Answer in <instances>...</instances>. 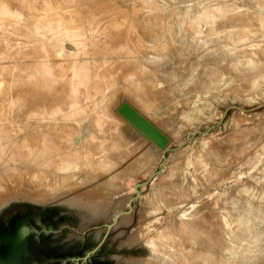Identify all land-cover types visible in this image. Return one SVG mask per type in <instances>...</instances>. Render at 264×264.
<instances>
[{
    "label": "bare ground",
    "instance_id": "1",
    "mask_svg": "<svg viewBox=\"0 0 264 264\" xmlns=\"http://www.w3.org/2000/svg\"><path fill=\"white\" fill-rule=\"evenodd\" d=\"M125 1L0 0V212L23 200L67 206L81 229L114 221L123 210L101 200L124 155L137 144L144 157L151 142L119 113L123 102L164 105L168 116L186 105L188 120L243 77L264 84V0ZM249 143L232 158L250 165L239 184L205 189L230 160L210 143L153 181V201L120 244L151 254L123 262L264 264V151L245 158ZM23 171L37 189L10 185ZM132 220L125 213L119 226Z\"/></svg>",
    "mask_w": 264,
    "mask_h": 264
},
{
    "label": "rangeland",
    "instance_id": "2",
    "mask_svg": "<svg viewBox=\"0 0 264 264\" xmlns=\"http://www.w3.org/2000/svg\"><path fill=\"white\" fill-rule=\"evenodd\" d=\"M117 2L120 7H126L129 3L125 0H117ZM253 77L250 76L248 79ZM243 78L237 80L225 90L223 89L220 95L210 96L205 104H202L201 112L191 115V120L183 119V116L187 113L186 105L179 106L180 109L177 110V113L169 111L172 120L163 112L166 109L164 105L156 107L161 115L178 130L170 142L174 149L168 152L166 167L161 169L164 160L163 150L153 142L142 146L141 150H144L146 154L144 157L137 154L138 146L135 144L132 146L131 151L124 155L126 160H120L122 177L119 179L118 186L113 188L112 193L107 196L111 199L101 200V202L110 206V211L119 206L123 213L114 221L101 218L94 221L87 228L81 229V216L75 210L67 206H48L60 211L65 216L61 227H63L62 225L70 227L69 234H72L71 238H81L79 236L81 234L71 233L75 227H79L82 231H88L92 230L94 226H98L95 230L102 234L103 229L104 232L106 230L104 224L116 222L108 239L106 252L114 254L111 258V262L114 264H126L123 262L126 258L151 254L147 248L140 244L130 248H120V244L140 224L142 207L153 201L151 196L153 192L152 182L164 175L168 176L173 172H179L180 162L184 160L188 153L201 149L205 143H210V149H216L214 151L217 155L226 154V156H230L228 162L216 163L219 173L218 180L211 182L207 186L208 188H205L206 190L215 191L225 183L230 185L239 184L241 182L240 173L249 170L250 165L246 161L232 160L237 156L235 148H239V151H247L245 147L250 142L251 148L245 158L251 157L257 151H264V84L253 85L254 77L252 81L250 80V85L249 80ZM180 120H183V123ZM128 137L130 138V136ZM256 172L254 171V173ZM152 176L153 179L147 186L140 187V197L138 198L137 184L150 180ZM10 185L24 190H34L39 187V184L33 181L26 171L12 178ZM132 198L134 200L131 207ZM39 205L47 206L45 204ZM125 213H132L133 220L129 225L119 226ZM212 213L216 214L215 211H208L207 216H211ZM116 256H121L120 261L116 259Z\"/></svg>",
    "mask_w": 264,
    "mask_h": 264
},
{
    "label": "flooded vegetation",
    "instance_id": "3",
    "mask_svg": "<svg viewBox=\"0 0 264 264\" xmlns=\"http://www.w3.org/2000/svg\"><path fill=\"white\" fill-rule=\"evenodd\" d=\"M25 216H28L25 218L27 228L23 235L30 254L24 264H114L111 262L114 254L106 252L114 228L109 231L108 225L112 223L103 225L106 230L104 232L103 229L99 239L95 230L98 226L88 231L75 227L71 233L81 234L83 238H71L70 227H61L65 216L60 211L49 207L14 204L0 212V226L10 229L12 220L16 222V217Z\"/></svg>",
    "mask_w": 264,
    "mask_h": 264
},
{
    "label": "water",
    "instance_id": "4",
    "mask_svg": "<svg viewBox=\"0 0 264 264\" xmlns=\"http://www.w3.org/2000/svg\"><path fill=\"white\" fill-rule=\"evenodd\" d=\"M119 113L126 118L134 127L142 132L151 142L163 150L164 160L162 168L166 167L168 161V152L173 150L170 142L177 134L178 130L175 126L166 120L156 107L152 108L143 102L137 100L136 97H130L127 101L123 102L118 108ZM150 180L139 183L136 186L137 197H140V187L147 186ZM133 198L131 205H133ZM28 204L31 206H42L30 201H14L5 206L2 211L12 205ZM46 208L48 206H42ZM25 217H16V222H10V229L1 225L2 241L0 245V264H24L26 257L30 254L27 249V244L24 240L23 232L27 228ZM116 225V222L108 225L109 231ZM89 256V255H88ZM86 259V258H85Z\"/></svg>",
    "mask_w": 264,
    "mask_h": 264
}]
</instances>
